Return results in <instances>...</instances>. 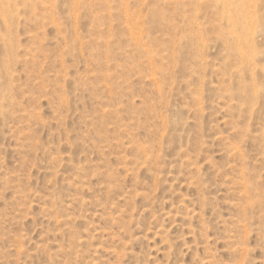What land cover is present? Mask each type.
Listing matches in <instances>:
<instances>
[{
	"label": "rangeland",
	"instance_id": "374dc122",
	"mask_svg": "<svg viewBox=\"0 0 264 264\" xmlns=\"http://www.w3.org/2000/svg\"><path fill=\"white\" fill-rule=\"evenodd\" d=\"M0 264H264V0H0Z\"/></svg>",
	"mask_w": 264,
	"mask_h": 264
}]
</instances>
